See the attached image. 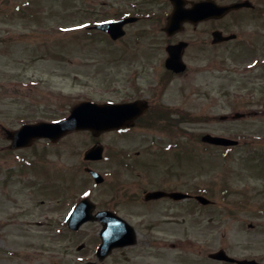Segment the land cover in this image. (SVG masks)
Instances as JSON below:
<instances>
[{
    "label": "rangeland",
    "instance_id": "1",
    "mask_svg": "<svg viewBox=\"0 0 264 264\" xmlns=\"http://www.w3.org/2000/svg\"><path fill=\"white\" fill-rule=\"evenodd\" d=\"M22 6H30L23 11L34 18L23 16ZM108 10L107 0H0V264L82 263L86 253L76 250L79 240L68 236L63 221L90 187L83 152L98 141L108 155L123 148L133 158L150 140L171 141L175 191L206 189L213 204L177 203L179 229H153L148 248H138L136 264H222L208 258L217 250L264 264V25L248 21L219 29L237 35L225 45L207 44L211 30L173 37L191 45L184 57L189 74L167 81L159 94L163 47L171 39L160 34L111 41L88 33L95 19L113 15ZM158 94L168 106L169 130H162L164 119L122 135L79 132L57 146L39 140L25 150H8L6 130L63 117L79 101ZM205 134L240 144L208 147L201 142ZM114 163L122 162L95 167L102 172ZM160 165L154 173L163 175L166 162ZM147 176L123 180L141 183ZM174 216L169 211L162 217Z\"/></svg>",
    "mask_w": 264,
    "mask_h": 264
},
{
    "label": "flooded vegetation",
    "instance_id": "2",
    "mask_svg": "<svg viewBox=\"0 0 264 264\" xmlns=\"http://www.w3.org/2000/svg\"><path fill=\"white\" fill-rule=\"evenodd\" d=\"M107 1L109 7L108 11H111L113 15L106 20L117 21L118 19H131L129 23L124 26L125 35L120 38L164 34L167 38L171 39L169 43L167 45L165 43L163 47L166 55L162 60V63H164V70L161 83L158 84L160 89H165L167 81L175 77H187L189 74V66L184 61V57L186 55V50H188L191 45L184 40L182 41L185 42V45L180 49V59L185 64L183 71L177 74L165 68V61L168 58L167 49L172 47V45L182 43L181 40H174L173 37L188 30H190V32L211 30L209 42L207 41V44L215 46L211 40L215 29L234 28L239 24L244 26L248 21L252 22V26L264 25V0ZM245 1L250 3L249 7L229 11L220 17H216L214 14L212 15L211 5L213 3L218 6H224ZM174 12L175 16H173L172 19L173 23L170 24L168 19L171 15H174ZM106 20L95 19L93 22L100 23ZM88 27L90 26H87V28ZM94 32H99L100 35L106 38L108 36L98 30H94ZM229 42L232 41L220 44L225 45ZM261 68L264 70V65H262ZM161 98H163V96L152 95V97L147 98L136 97L129 100H121V103L143 101L146 110L136 118L130 129L111 132L122 135L127 131L132 132V130H135L134 128L142 130L152 129L159 121H163L164 119L167 120V122L164 127H162V130H169L168 106L160 101ZM162 103L164 105H162ZM66 116L67 115L56 118L51 120V122H56ZM96 143H98V141H96ZM158 143V141L151 143L150 140L148 144L134 151L133 158L131 152L127 149H112L110 155H108L106 152L107 150L104 149L105 153L101 160L84 161V164L92 165L90 168L101 174L104 180L102 183L91 182L86 184L87 186L90 185V187L86 188L82 196L74 201L66 220L63 221L65 226L64 229L68 236H74L79 240V243L75 246L76 250L86 253V257L83 258V262L80 264L95 262L101 264H136L138 262V248H148L152 241L151 232L153 229L160 225L165 227L166 225L172 224L175 225L176 230L179 229L177 203L180 201L196 202V196H205L206 189L205 191H185L184 193L188 195L189 198L176 201L171 141L165 145H160ZM114 159L122 163H114L113 167L102 172L95 167V165L102 164L104 161L112 162ZM164 162H166L165 167H167V171L166 168L164 169L166 171L165 174L162 175L160 170H157L159 173L155 174L154 169H159L161 166L160 163L164 164ZM86 166H84L82 170L89 180H93L92 177L85 172ZM134 175L138 178H140V176H148L141 183H137L136 181L128 182L126 179L123 180L124 176ZM103 186L108 187L99 190ZM157 191H161L164 194L153 197L152 193H156ZM97 196L109 197L106 199L103 198L102 202H99V198H96ZM83 198L89 199L92 203H87L88 210L89 208L91 210L89 216L91 219L85 221L77 230H71L68 228L69 216L74 207L82 201ZM137 206L143 207L144 211L135 210ZM85 209L86 207H84V210ZM104 211L107 213H104ZM169 211L173 212L175 216L169 218L162 217L164 215L166 216ZM97 213L104 214L97 215ZM115 217L127 223L123 226L124 232L118 237L120 242L123 243V246H118L111 250L106 249L104 253L97 255V248L103 242L104 244L115 243L117 239L112 235H105V237H103V232L106 227L113 224L103 223L99 219ZM136 217H139V220L135 223L134 219ZM153 217H158V219H153ZM131 228L134 231V236H132ZM139 230L143 233L144 237L143 240L140 241L141 244L137 237V235H140L138 234ZM133 240L134 242H132ZM178 243H180V240H178ZM171 246L174 247L173 245ZM65 249H67V247H65Z\"/></svg>",
    "mask_w": 264,
    "mask_h": 264
},
{
    "label": "water",
    "instance_id": "3",
    "mask_svg": "<svg viewBox=\"0 0 264 264\" xmlns=\"http://www.w3.org/2000/svg\"><path fill=\"white\" fill-rule=\"evenodd\" d=\"M245 5L248 4L245 2L243 4L224 6V8H220L219 10H221V12H224ZM172 18L173 16H171V19ZM129 20L130 19L118 20L117 22H106L104 24L96 26V28H99L102 31L110 34L113 40H116L120 35L124 34L122 31V27L124 26V24L128 23ZM233 37V35L223 37L221 32L218 31H215L213 34L214 42H223L225 40L232 39ZM183 45L185 44L182 43L169 47L167 49V52H169V58L165 63L168 69L174 70L175 72H180L184 69V64L180 62V49ZM141 108L144 109L143 104L141 105L131 103L122 105H96L88 102L77 105V107L72 110V114L62 122H58L57 124L36 123L35 125H24L14 132H7V138L12 142L10 148L15 149L30 146L31 143L37 138L48 137L52 141H56L61 136L67 134L68 131L91 130L95 135H97L101 131L131 126L134 118L138 114H140L139 109ZM202 140L204 142H210L216 145L221 144L230 146V144H236V142L233 140H228L222 137H211L209 135L204 136ZM96 152H98L97 149H90V151H88L86 154V159H91V157H94V155L97 154ZM180 196H182V194H176V198H179ZM199 200H201L202 202H207L202 197H200ZM73 216H79L78 210H75ZM118 221L121 222V220ZM70 225H72L71 222ZM75 227H77V225H75ZM110 229H114V227H111ZM116 245H118L117 242L115 243V246ZM210 257L219 260H231L226 255H224L222 251L213 253ZM237 263L258 264L255 261H238Z\"/></svg>",
    "mask_w": 264,
    "mask_h": 264
}]
</instances>
